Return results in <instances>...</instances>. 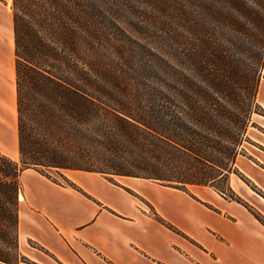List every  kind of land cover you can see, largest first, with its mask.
Wrapping results in <instances>:
<instances>
[{"label":"trees","instance_id":"1","mask_svg":"<svg viewBox=\"0 0 264 264\" xmlns=\"http://www.w3.org/2000/svg\"><path fill=\"white\" fill-rule=\"evenodd\" d=\"M12 2L19 161L0 152V264L25 260V170L221 193L239 175L264 114V0Z\"/></svg>","mask_w":264,"mask_h":264},{"label":"crops","instance_id":"2","mask_svg":"<svg viewBox=\"0 0 264 264\" xmlns=\"http://www.w3.org/2000/svg\"><path fill=\"white\" fill-rule=\"evenodd\" d=\"M258 103L264 110L263 82ZM244 149L236 166L246 188L264 197V157ZM63 175L67 183L32 169L21 174L19 249L32 264H264V223L213 188ZM233 176L230 188L241 196ZM262 197L254 192L250 203L264 218Z\"/></svg>","mask_w":264,"mask_h":264},{"label":"rangeland","instance_id":"3","mask_svg":"<svg viewBox=\"0 0 264 264\" xmlns=\"http://www.w3.org/2000/svg\"><path fill=\"white\" fill-rule=\"evenodd\" d=\"M12 0H0V152L7 154L9 157L13 158L15 161H19L18 156V133H17V107L16 100L13 98V93L16 94V57H15V41H14V24H13V10H12ZM256 5V0H254V12L258 10ZM255 45V43H254ZM248 60V59H247ZM264 84V72L262 73L261 83ZM260 83V86H261ZM260 91V87H259ZM258 91V95H259ZM11 94V102H9L7 97ZM257 95V101H258ZM251 129V133L254 139H250V143H245L244 147H248L254 154L264 157V114L254 113L252 116V126L249 128L248 132ZM248 135V134H247ZM254 142V145H252ZM237 162V161H236ZM234 174V179L239 185H242L243 189L240 190V194L235 193L229 185L228 180L215 183L216 187L219 188L223 193L213 190L220 194L222 197L236 202L244 207H246L249 212L254 216L257 215L260 218H263L260 213L253 208L250 200L254 199V192H256L260 197V193L253 187L246 188L250 185L249 181L246 180L244 176L238 170ZM53 178L58 182H64V180L56 174L55 171H49ZM64 173V172H63ZM230 174V175H232ZM242 179V182L237 180V176ZM236 176V177H235ZM193 186L187 187L190 188ZM209 187V186H208ZM241 188V186H240ZM252 190V191H251ZM253 192V193H252ZM264 200V197H262ZM259 201L263 203L261 199ZM250 208L252 211H250ZM254 213V214H253ZM264 219V218H263ZM262 219V220H263ZM20 250V249H19ZM20 252V251H19ZM21 253V252H20ZM23 256V255H22ZM20 264H32V262L24 256Z\"/></svg>","mask_w":264,"mask_h":264},{"label":"bare ground","instance_id":"4","mask_svg":"<svg viewBox=\"0 0 264 264\" xmlns=\"http://www.w3.org/2000/svg\"><path fill=\"white\" fill-rule=\"evenodd\" d=\"M20 199V198H19Z\"/></svg>","mask_w":264,"mask_h":264}]
</instances>
